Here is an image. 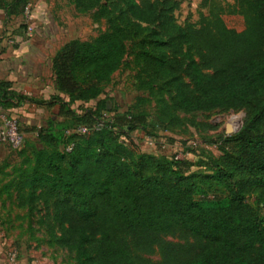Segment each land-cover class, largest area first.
<instances>
[{
    "label": "trees",
    "instance_id": "trees-1",
    "mask_svg": "<svg viewBox=\"0 0 264 264\" xmlns=\"http://www.w3.org/2000/svg\"><path fill=\"white\" fill-rule=\"evenodd\" d=\"M231 1L224 7L215 2L195 24L179 25L170 0H115L99 10L109 17L103 33L93 42L70 41L55 55L58 96L35 102L0 83V109L8 118L25 102L59 107L58 119L44 126H18L35 142L24 141L0 165V176L10 177L6 171L12 167L17 177L0 195L16 188L18 208L35 199L44 207L52 203L53 221L75 254L73 264H149L133 256L125 241L149 254L176 231L194 244L165 245L162 264H264V0ZM26 5L12 0L5 14L22 15ZM223 13L241 16L245 29H228ZM128 41L137 45L135 60L160 82L158 128L182 125L179 111L236 112L258 103L238 134L215 140L224 151L235 145L229 157L193 164L139 152L131 134L146 125L148 113L139 107L119 112L103 90L124 66ZM178 64L190 85L180 78ZM252 193L256 209L246 203ZM44 234L37 242L55 246L54 233Z\"/></svg>",
    "mask_w": 264,
    "mask_h": 264
},
{
    "label": "rangeland",
    "instance_id": "rangeland-1",
    "mask_svg": "<svg viewBox=\"0 0 264 264\" xmlns=\"http://www.w3.org/2000/svg\"><path fill=\"white\" fill-rule=\"evenodd\" d=\"M11 1L0 0L5 5ZM52 1L55 5L50 6L51 11L39 14L38 18L41 20V27L48 26L46 29L51 34L50 36L55 37L62 44L76 40L93 42L108 27L109 17L99 15L100 8L102 6L109 7L111 3L115 2V0H103L101 2L97 0ZM135 1L141 5L146 0ZM149 1L151 2L152 0ZM170 1L177 5L173 16L179 25L186 23L195 24L200 20L201 16H208L211 6L215 2L220 3L223 7L225 4H233L231 0ZM34 2L36 0H27L26 10L28 12L22 15L24 18L19 22V28H23L26 31L27 28H32V21H35L33 13ZM77 2H79L78 6H76ZM221 18L228 29L234 30L237 33L245 29L244 20L241 16L223 13ZM17 19L19 20V18ZM127 47L128 53L124 66L104 85L103 90L105 94L113 99L119 112L124 113L139 107V109L148 113L149 117L146 125L141 130L131 134V138L137 145L139 152L141 154L162 155L169 158L175 156L178 159L189 160L193 164L199 161H218L224 155L229 157L235 145L231 144L228 150L224 151L218 147V144H215V140L217 141L219 137H227V124L233 120H240V126L232 136L238 134L249 121L251 111L257 108L258 103H252L246 109L236 112L184 113L179 111L177 114L182 119V125L158 128L155 123V102L157 98L155 88L160 85V82L150 77V71L144 62H137L135 60L138 52L136 43L128 41ZM176 67L180 78L185 84L190 85L184 73L185 66L178 64ZM149 88H152L153 95H150ZM165 98L168 99L170 97L166 95ZM139 99H144L148 102L140 104ZM261 133H264V125H262ZM24 141L35 142L30 137L26 139L25 136ZM183 144H186V147L183 148ZM3 149L9 152L7 159L12 153L20 150L13 151L5 147ZM20 162L21 159H16L13 166L17 168ZM191 171L206 172L197 167H193ZM6 172L10 174V177L0 176V189L11 180L17 182V177L13 174L12 167L7 169ZM15 194L16 188L12 187L8 196L1 195L0 202H4V204H0V219L2 221L0 232H13V236L17 234L16 232L22 235L27 234V232H34L38 236H43L45 235L44 232L51 231L54 233L55 246L47 249L45 244H41L43 246L39 247V251L35 255L39 264H73L75 254L69 249L70 242L66 241L67 236H65L64 230L53 221L54 211L52 203L44 207L39 200L35 199L29 206L18 208ZM246 203L256 209L258 207L257 194L252 193L248 195ZM38 236L37 238H39ZM63 238L65 241H63ZM125 244L133 256L141 258L149 264H162L165 245L172 244L181 246L184 249H190L194 244V240L187 233L176 231L160 238L149 254H144L133 249L129 244V240H126ZM92 247L93 245L87 247L89 252L92 251ZM10 252L16 253L15 250H11Z\"/></svg>",
    "mask_w": 264,
    "mask_h": 264
},
{
    "label": "crops",
    "instance_id": "crops-1",
    "mask_svg": "<svg viewBox=\"0 0 264 264\" xmlns=\"http://www.w3.org/2000/svg\"><path fill=\"white\" fill-rule=\"evenodd\" d=\"M53 5L55 4L52 0L34 2L35 21H32V32L28 37L27 31L19 28V22L24 18L22 15L28 12L27 6L22 15L7 17L5 5L0 2V83H8L12 91L35 102L49 101L59 95L52 62L57 52L68 42L62 44L50 36L46 29L48 26L41 27V20L38 18L39 14L50 12V6ZM79 105L77 103L76 107ZM58 110V106L48 108L25 102L9 114L21 129H29L58 119ZM24 136L35 141L31 135ZM8 155L9 152L0 147V163L5 161ZM0 204L3 205L4 202ZM1 229L0 219V231ZM16 233L13 236V232H0V264H10L8 255L11 250L17 253V258L12 264H39L35 255L43 245L37 242L38 235L33 232H27L25 235ZM45 247L49 249L48 246Z\"/></svg>",
    "mask_w": 264,
    "mask_h": 264
},
{
    "label": "built area",
    "instance_id": "built-area-1",
    "mask_svg": "<svg viewBox=\"0 0 264 264\" xmlns=\"http://www.w3.org/2000/svg\"><path fill=\"white\" fill-rule=\"evenodd\" d=\"M31 32L32 29L30 27L27 28L28 37H30ZM84 132L85 130H82V133ZM23 143L24 136L19 133L17 122L12 118H8L0 111V147L15 151L20 149ZM15 259L16 254L10 252L8 255V262L12 264L15 262Z\"/></svg>",
    "mask_w": 264,
    "mask_h": 264
},
{
    "label": "bare ground",
    "instance_id": "bare-ground-1",
    "mask_svg": "<svg viewBox=\"0 0 264 264\" xmlns=\"http://www.w3.org/2000/svg\"><path fill=\"white\" fill-rule=\"evenodd\" d=\"M233 129H238L239 126H240V120H233V121H230L229 124Z\"/></svg>",
    "mask_w": 264,
    "mask_h": 264
},
{
    "label": "water",
    "instance_id": "water-1",
    "mask_svg": "<svg viewBox=\"0 0 264 264\" xmlns=\"http://www.w3.org/2000/svg\"><path fill=\"white\" fill-rule=\"evenodd\" d=\"M237 130H234L230 125L227 124L226 127V135L231 136L232 134L236 133Z\"/></svg>",
    "mask_w": 264,
    "mask_h": 264
}]
</instances>
